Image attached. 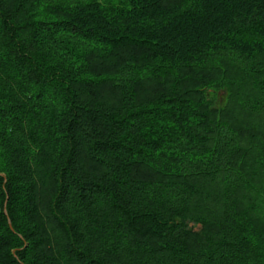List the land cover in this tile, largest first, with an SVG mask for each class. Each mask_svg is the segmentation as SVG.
Here are the masks:
<instances>
[{
    "label": "trees",
    "instance_id": "obj_1",
    "mask_svg": "<svg viewBox=\"0 0 264 264\" xmlns=\"http://www.w3.org/2000/svg\"><path fill=\"white\" fill-rule=\"evenodd\" d=\"M0 264H264V0H0Z\"/></svg>",
    "mask_w": 264,
    "mask_h": 264
},
{
    "label": "water",
    "instance_id": "obj_2",
    "mask_svg": "<svg viewBox=\"0 0 264 264\" xmlns=\"http://www.w3.org/2000/svg\"><path fill=\"white\" fill-rule=\"evenodd\" d=\"M9 225H10V227L12 228V223H11V221H9ZM13 229V228H12Z\"/></svg>",
    "mask_w": 264,
    "mask_h": 264
},
{
    "label": "rangeland",
    "instance_id": "obj_3",
    "mask_svg": "<svg viewBox=\"0 0 264 264\" xmlns=\"http://www.w3.org/2000/svg\"><path fill=\"white\" fill-rule=\"evenodd\" d=\"M199 228H197V230H198Z\"/></svg>",
    "mask_w": 264,
    "mask_h": 264
}]
</instances>
